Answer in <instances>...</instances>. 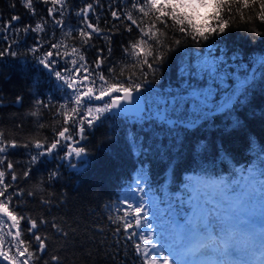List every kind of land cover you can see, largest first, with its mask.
Masks as SVG:
<instances>
[{"label": "trees", "instance_id": "1", "mask_svg": "<svg viewBox=\"0 0 264 264\" xmlns=\"http://www.w3.org/2000/svg\"><path fill=\"white\" fill-rule=\"evenodd\" d=\"M88 4L93 5L88 19L100 32L82 45L76 30L83 26V17L78 13ZM50 7L55 9L51 16ZM232 7L231 15L221 12L227 21L226 30L210 34L208 39L194 41L191 35L169 29L164 39L170 43L161 49L166 54L162 62L149 69L123 51L141 37L136 25L124 18V13L132 9V0H64L63 6L53 5L51 0H33L35 14L21 0H0V25L8 24L13 15L20 17L7 31L0 27V51L10 48L16 53L0 56V138L5 143L14 140L18 145L0 153L4 158L0 171L5 172L4 184L9 185V210L18 217L36 219L37 229L33 231L45 238L47 247L40 252L32 233L27 231L30 224L20 220V239L28 242L29 250L35 254L30 264H142L134 241L122 228L117 233V225L109 219L123 215L127 203L122 201L131 203L129 193L134 181L144 184L176 215L191 209L189 187L196 175L220 178L236 192L252 170L264 181V21L258 18V3L240 8L237 0ZM112 11L120 13L121 18H114ZM141 15L134 10V18L139 20ZM57 20L61 23L57 24ZM218 22L208 20L213 27ZM37 23L42 24L43 31H31ZM147 23L145 20L141 26ZM25 26L29 31H23ZM69 32L71 36H66ZM176 40L181 42L173 46L171 42ZM54 43H61V55L48 57L55 62L47 70L40 61ZM73 47L80 48L90 69L97 50L103 49L107 61L101 71L107 76L108 68L115 67L119 78L124 69L121 83L147 80L140 89L145 103L143 116L110 110L92 127L85 123L82 137L70 131L72 147L85 149L81 156L71 152L67 146L70 141L64 138L51 153L44 151L63 127L77 128L76 124H64L62 113L73 106L72 94L65 81L55 75L57 71L65 77L69 73L64 71L66 64L70 70L71 61L78 59L71 54ZM212 48L240 65L241 79L226 87V105L196 114L189 112L191 104H186L176 113L173 108L164 110L162 118L153 115L155 105L162 108L154 97L174 106L194 90L200 82L195 78V64ZM65 52L69 55L62 58ZM37 139L43 145L40 149L35 147ZM33 156L38 157L35 162ZM9 162L12 169L7 167ZM25 171L28 176H24ZM4 218L6 224L0 228L10 241L12 237L7 234L17 229ZM41 219L46 223H39ZM53 223L61 231L53 228ZM145 229L144 225L143 229L130 231ZM135 242H139L138 237ZM11 248L12 256L17 255ZM52 256L59 260L53 261ZM0 264L11 261L0 256Z\"/></svg>", "mask_w": 264, "mask_h": 264}, {"label": "snow or ice", "instance_id": "2", "mask_svg": "<svg viewBox=\"0 0 264 264\" xmlns=\"http://www.w3.org/2000/svg\"><path fill=\"white\" fill-rule=\"evenodd\" d=\"M24 7L34 12L33 0H21ZM48 2V0H44ZM53 5L60 4L64 5V0H51ZM250 3H258L260 12L258 13V18L264 21V0H239L240 8H246ZM237 4V0H132V9L124 13V18L131 21L132 25L140 30L141 37L135 42H130L129 47H125L123 51L131 56L136 57V59L144 65H147L149 69L153 68L154 64L162 62L163 56L166 54L161 51L165 48L169 41L164 39L166 33L169 29L173 31H179L185 36L191 35L194 41H199L200 39H208L210 34L217 32H224L227 27V21L222 19L221 12H225L231 15L233 11V5ZM14 7V5H12ZM54 8L50 7L48 9V14L51 16L54 12ZM134 10L142 14L140 19L134 18ZM93 11V5L88 4L85 8L81 9L78 15L82 16L81 21L82 27L78 28L76 31L79 34L82 45H86L90 42L94 34H98L100 29L96 27L88 19V13ZM239 11V8H237ZM62 14V13H61ZM111 15L114 18L120 19V13L117 11H112ZM20 17L13 15L11 20L6 25H0L5 31L11 25L12 21H19ZM209 19L219 21L216 27H213L208 23ZM252 19V17H249ZM147 20L148 23L144 27V21ZM171 20L172 23L169 24L168 21ZM57 24L61 21L57 20ZM91 31H88V30ZM129 32L132 30L131 26L127 29ZM15 31H20V29H15ZM23 31H29V27L25 26ZM34 32L43 31V26L41 23H37L34 28L31 29ZM66 36H71V33H66ZM181 41L176 40L173 46L179 44ZM110 43V40H109ZM61 43H54L51 45L52 51L50 50L45 54V58L41 59V63L45 67H51L55 62L48 59L53 55H61L58 51L61 47ZM34 51L35 49H31ZM111 53V48L108 49ZM10 53L11 55H16L15 52H11L10 48H5L0 51V56ZM97 58L94 62V67L89 68L85 61L84 55L81 53L80 48L73 47L71 49V54L78 59H73L71 61L72 67L69 70L66 64L64 71L69 72V78H66L61 72H55L57 78L64 80L67 88L72 90L71 101L73 106L70 111H63L64 124H76V129H70L65 126L57 133V138L54 139L44 151L51 153L61 144V139L64 138L70 143L67 145L68 148L76 156H81L85 149L81 147H72L73 136L70 131H75L76 134L83 136L84 127L86 123L88 127H92L100 117L109 112L111 109L117 108L122 105V102L126 104H132L136 101L137 97L133 96V93H139L142 83H146L147 80L142 81V83H125L120 82V78L123 77L124 69H121L120 77H116L115 67H109V75H105L101 71V66L107 61V57L103 56V49L97 50ZM69 53H63L62 58H65ZM141 57H143L141 59ZM149 57L152 61L149 62ZM75 76L76 79L71 77ZM115 82H110L112 80ZM98 84V87H97ZM98 91V94H96ZM112 93H122V95H111ZM105 97H110L111 102H105L102 107H86V105L91 104L93 101H102ZM20 99L19 97L17 98ZM41 103V102H37ZM48 107V105H43ZM65 105L61 106L64 109ZM57 109V111H61ZM32 115H37L33 112ZM78 117V120H77ZM17 143L14 140L4 142L0 138V153H4L8 147H17ZM42 142L37 139L35 140V147L40 149L42 147ZM42 154V153H41ZM37 156L32 157V161L35 162ZM3 157L0 156V164L3 163ZM8 169H12L13 165L11 162L7 165ZM27 171L24 172V176H28ZM52 175H55L53 173ZM5 172L0 171V213L7 217L8 221H11V227L16 228L17 231L13 234L9 232L7 235L11 236L12 239L9 241L3 233L2 228H0V256H3L5 260L11 261V264H30V261L35 259V254L29 250L30 244L24 239H20L22 232L19 230L20 220L24 219L30 224L27 229L28 233H32L34 241L38 244V251L43 252L47 245L45 243V238L41 235L36 234L33 230L37 229V220L28 217H18L14 211L9 210V202L11 197L7 195V188L9 185L4 184ZM12 179L15 180L16 176L13 174ZM139 184V181H137ZM28 195H32L31 192ZM222 200H229L230 198L221 194ZM122 203H127V209L123 210L122 216H112L109 219L113 224H116L115 231L120 232L121 228L124 230L127 238L133 240V247L135 248L136 254L141 258L142 264H211L210 261L201 259V257L207 256L209 250L220 251V243H223L224 248L227 249L229 246V241L235 236V232L231 229L227 231L225 228L221 229L222 236L221 240L217 241L212 232V211L204 209L203 211H195L193 214H200V224H185L178 225L176 235L173 236L170 243L162 244L157 246L152 243L153 234L151 228L141 230L138 232H131L133 228L143 229L144 225L148 223L147 216L148 211L145 209L144 203H139L138 206H133L128 203L127 200L122 201ZM201 209L204 205L201 203ZM130 209V211H129ZM119 222V223H118ZM6 222L3 217H0V225H4ZM39 223H46L44 219H41ZM58 232L61 228L56 223L52 224ZM65 236L68 235L67 232L64 233ZM139 239V242H135ZM8 245L10 248L14 247L16 249L17 255L10 256L8 252L3 250L4 245ZM143 245V247H142ZM250 251L253 256L259 253L258 264H264V232L261 233V242L259 247L255 245L250 246ZM226 254V253H225ZM24 257V259H20ZM158 257V258H157ZM169 257L172 259L170 260ZM53 261H58V256H52ZM215 264H221L220 261H216Z\"/></svg>", "mask_w": 264, "mask_h": 264}, {"label": "rangeland", "instance_id": "3", "mask_svg": "<svg viewBox=\"0 0 264 264\" xmlns=\"http://www.w3.org/2000/svg\"><path fill=\"white\" fill-rule=\"evenodd\" d=\"M195 78L198 79L194 90L188 93V96L181 98L177 105L172 106L163 102V99L155 98L156 103H160L163 107L162 110L169 112L173 108L174 112H179L185 109L186 104H191V107H187L189 112L203 113V111L209 110L213 107H223L226 105V87L231 82H237L241 79L238 61L234 58H227L225 54H222L218 49L212 48L199 57L195 64ZM69 78V73L66 74ZM76 79L75 76L71 77ZM71 94L72 90L69 89ZM105 102L94 103L92 102L86 107H102ZM177 106V107H175ZM160 107L155 105L154 111L158 115ZM164 114V111L162 113ZM248 173L246 175L244 186L236 190H229L227 185L222 180L214 179H201L197 175L194 177V183L189 187V191L192 195V208L187 212L180 211L179 215H176L170 210L166 203L159 200V198L152 192H148L145 185L137 184L134 181L132 189L129 193L130 202L134 206H138L139 203L145 204V209L148 211L147 221L145 228H151L153 234L152 243L160 246L171 242V239L177 232L178 225L196 224L200 222V214L194 215L195 211H203L211 207L212 215V232L215 237H219L216 226L213 225V221L221 219V215H228L231 225V221L239 222V231L252 237L261 235L264 230V181L262 178H257L255 173ZM204 184L201 185V184ZM221 194L227 195L229 200H222ZM239 194V195H238ZM212 201V203H211ZM201 203L204 208L201 209ZM216 205L217 207H214ZM221 214V215H220ZM0 217L4 215L0 213ZM217 218V219H216ZM6 224V223H5ZM245 241V237L244 240ZM229 248L236 247L237 243H233ZM255 245L254 242L244 247L245 253H251L250 246ZM4 251L8 252L10 256L11 249L7 244L3 246ZM205 257V256H204ZM201 257V258H204ZM158 258V257H157ZM171 260L172 258L169 257Z\"/></svg>", "mask_w": 264, "mask_h": 264}, {"label": "bare ground", "instance_id": "4", "mask_svg": "<svg viewBox=\"0 0 264 264\" xmlns=\"http://www.w3.org/2000/svg\"><path fill=\"white\" fill-rule=\"evenodd\" d=\"M201 185L204 186L203 183ZM214 207H217V206L214 205ZM207 210H211V207H208ZM217 220H218L217 222L213 221V225L216 226V229H219V226H221V229L225 228L226 231L228 229H231L235 232V236L230 241L231 242L230 247H232L233 243L238 242V245L236 247H232V249H230L229 247L225 249L223 243H220L219 245L220 251L209 250L208 255L201 259L210 261L211 264H215L216 261H220L221 264H230L231 261H233L232 264H258L259 253H257L255 256H253L251 253H245L244 247L252 242L255 243L256 247H259L260 242H261V235L258 234L257 237H252V236H248L247 234H245L244 236L245 241H243L244 240L243 233L240 232L238 228L239 222L231 221V225H230L228 223L230 222L228 215H221V219L220 220L217 219ZM197 223L200 224V222H197ZM221 229L220 231L218 230L219 237H215L217 241L221 240V236H222ZM232 252L235 253L233 258L230 257Z\"/></svg>", "mask_w": 264, "mask_h": 264}, {"label": "water", "instance_id": "5", "mask_svg": "<svg viewBox=\"0 0 264 264\" xmlns=\"http://www.w3.org/2000/svg\"><path fill=\"white\" fill-rule=\"evenodd\" d=\"M49 67H47L48 69ZM111 95H122V93H112ZM133 96L137 97L136 101H133L132 104H126L124 102H122V105L112 109V111L114 112H118V113H127L130 115H137V116H142L143 110H144V103H143V96L142 93H133ZM105 100H108L109 103L111 102L110 97H105L102 101H93L95 103H100L103 102ZM152 114L156 115V112L153 111ZM162 112L159 113V117H162Z\"/></svg>", "mask_w": 264, "mask_h": 264}]
</instances>
